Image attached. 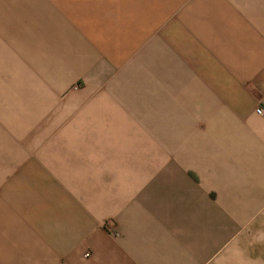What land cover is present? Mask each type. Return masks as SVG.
Segmentation results:
<instances>
[{"label":"crops","instance_id":"0c3cea01","mask_svg":"<svg viewBox=\"0 0 264 264\" xmlns=\"http://www.w3.org/2000/svg\"><path fill=\"white\" fill-rule=\"evenodd\" d=\"M155 3L0 0V264H202L211 156L264 188V0Z\"/></svg>","mask_w":264,"mask_h":264},{"label":"rangeland","instance_id":"374dc122","mask_svg":"<svg viewBox=\"0 0 264 264\" xmlns=\"http://www.w3.org/2000/svg\"><path fill=\"white\" fill-rule=\"evenodd\" d=\"M137 1L60 0L59 17L86 35L101 36L110 31V9L127 17L125 12H132ZM155 1L141 0V9L151 10L157 4ZM3 122L13 125L15 117L4 116ZM211 158L212 170L217 168L221 172L220 178H211L210 202L212 246H219L202 264H264V188L252 176L251 168H246L241 177L236 165Z\"/></svg>","mask_w":264,"mask_h":264},{"label":"built area","instance_id":"2783aa9c","mask_svg":"<svg viewBox=\"0 0 264 264\" xmlns=\"http://www.w3.org/2000/svg\"><path fill=\"white\" fill-rule=\"evenodd\" d=\"M256 112L260 115H264V105H259L257 108H256ZM88 255V253H87Z\"/></svg>","mask_w":264,"mask_h":264}]
</instances>
